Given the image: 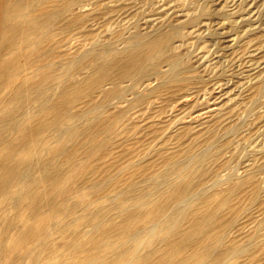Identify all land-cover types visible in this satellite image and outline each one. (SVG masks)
<instances>
[{
    "label": "rangeland",
    "instance_id": "374dc122",
    "mask_svg": "<svg viewBox=\"0 0 264 264\" xmlns=\"http://www.w3.org/2000/svg\"><path fill=\"white\" fill-rule=\"evenodd\" d=\"M18 4L37 16L34 31L17 27ZM18 4L0 7V264H95L87 254L124 249L125 236L105 230L122 220L119 206L135 208L168 177L176 182L154 199L170 214L172 190L189 181L174 179L178 170L202 154L206 172L191 191L216 183L209 198L221 202L225 238L204 233L174 255L148 246L135 218L139 234L110 263L149 249L164 258L145 264H200L207 247L201 264H264V0ZM156 29L166 48L142 65L158 72L117 78L129 39ZM173 62L191 81L170 91ZM176 219L192 225L190 214Z\"/></svg>",
    "mask_w": 264,
    "mask_h": 264
},
{
    "label": "bare ground",
    "instance_id": "6f19581e",
    "mask_svg": "<svg viewBox=\"0 0 264 264\" xmlns=\"http://www.w3.org/2000/svg\"><path fill=\"white\" fill-rule=\"evenodd\" d=\"M5 1L6 0H0V7L3 6ZM19 1L21 0H17V4L19 3ZM18 7L19 4L10 13L13 17L17 15L24 17V19L20 22V25L16 24L17 27H22L26 33L34 31V24L38 21L37 16L29 15V12H25L22 14V11H19ZM25 8L27 9V11L29 10V8ZM54 15H56V13ZM13 26H15V24H13ZM40 29H45V27ZM129 40L133 48L130 50L124 48L121 54L122 57L120 59L122 65L119 66L115 71V76L117 78L130 76L134 82H140L142 81L141 75L143 73L158 72L154 61H152L148 67H144L142 65V61L145 60L146 56H152L154 53H158L159 50L162 51L166 48V36L161 34V32L156 29L152 31V33L142 37L132 36ZM174 66L176 65L173 62L171 72L175 79L172 80V86L168 87L170 91L177 89L181 90L183 87L181 84L183 79V82L185 81L186 83L191 81H186L187 79L182 77L183 71L179 69L176 70ZM179 77L181 79H178ZM179 82L180 84H178ZM96 85L98 84L92 83L90 87H94ZM180 97H182V94ZM204 156L205 155L202 154L198 159L195 158L194 155L188 156L187 164L183 168L178 170V174L174 179L183 175L182 178L187 177L189 178V181L183 186H177L172 190L170 195H176V198L173 206L170 207V210L172 211L170 212V214L166 216L162 215L163 212H166L168 210H164V208L167 207L166 201L162 200L161 202H157L158 200L154 199V197L156 196L155 194L162 196L160 191L162 190L163 186H166L167 184L173 185L176 182L174 181L172 183V181L168 177L160 178L156 182V185L158 187H156L153 192H146L141 197H139L138 203L135 205V208L131 209V207H124V205L119 206L118 211L123 215L122 220L117 223L110 222L105 230L109 229V231H112L110 232L112 235H117L115 233L119 232L120 234L125 236V242L127 243L126 247L124 249L123 247H121L124 252H126L127 248L131 247L130 244L139 234V230L144 231V236H146L148 240V246L153 245L155 242H163L169 248L168 253L173 250L174 255H180L179 250L181 247H186L189 243L198 240V236L203 237L204 233L209 236L210 240L216 239L219 241L225 238L223 222L221 221V219H219V211L217 210V208L221 206V202L218 205H213L211 204L212 200H210L209 198L213 191V187L216 186V183L213 182L207 188L201 185L198 189L191 191L192 187L195 184H199L201 182L206 172L204 171L205 169H202L200 165ZM237 185L238 183L232 186L230 191L231 195L235 194L238 190ZM181 192L185 193L181 194ZM173 209L176 210L175 213H178L180 215L186 213L190 214L192 225L189 229L183 228L181 224L176 222L178 214H174ZM135 218H139V221H142L144 223V227H141V229L139 230L134 229ZM185 218L190 222V219L186 215L184 216V219ZM151 235H155V238L157 236V239H149ZM206 243L208 244V242ZM121 249H116L115 247L110 246L105 251L97 252L92 255L87 254L86 256L90 257L95 264H112L110 263L111 261L109 260V256L116 253L120 254L122 252ZM139 250V248H135L134 251H132V254H138L137 252ZM208 250L209 248L206 247L205 251L201 255L196 256V262L201 264L203 261H205V259L201 257H204ZM143 251L144 252L140 258L132 257L131 259H129V262L133 264H145L146 261L153 256L164 258V256L160 255L157 250L145 249ZM237 251L238 252L235 253H245L243 244L239 245V249ZM188 259H194V254L188 257Z\"/></svg>",
    "mask_w": 264,
    "mask_h": 264
}]
</instances>
